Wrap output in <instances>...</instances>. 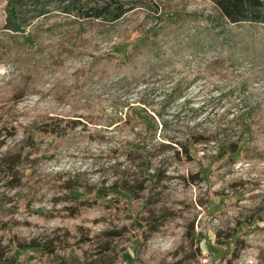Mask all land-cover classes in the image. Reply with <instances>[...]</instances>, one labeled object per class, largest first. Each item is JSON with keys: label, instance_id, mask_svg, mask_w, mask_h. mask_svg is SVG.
<instances>
[{"label": "rangeland", "instance_id": "1", "mask_svg": "<svg viewBox=\"0 0 264 264\" xmlns=\"http://www.w3.org/2000/svg\"><path fill=\"white\" fill-rule=\"evenodd\" d=\"M120 1L0 0V264H264V23Z\"/></svg>", "mask_w": 264, "mask_h": 264}, {"label": "trees", "instance_id": "2", "mask_svg": "<svg viewBox=\"0 0 264 264\" xmlns=\"http://www.w3.org/2000/svg\"><path fill=\"white\" fill-rule=\"evenodd\" d=\"M46 0L40 2V15L45 14ZM60 3L64 12H75V14L85 18H102L109 21L120 19L126 12L131 10L126 3L120 0H108L103 4L98 0H49ZM94 1V4H90ZM220 10L221 18L233 23L242 21L264 23V0H212ZM19 0H9L8 15L5 27L13 33H24L26 22L21 19ZM26 27V26H25Z\"/></svg>", "mask_w": 264, "mask_h": 264}]
</instances>
